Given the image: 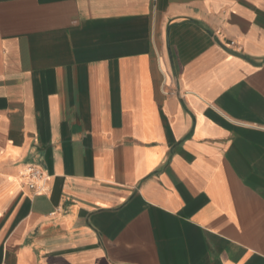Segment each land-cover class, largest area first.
I'll use <instances>...</instances> for the list:
<instances>
[{"label": "crops", "instance_id": "obj_1", "mask_svg": "<svg viewBox=\"0 0 264 264\" xmlns=\"http://www.w3.org/2000/svg\"><path fill=\"white\" fill-rule=\"evenodd\" d=\"M0 264H264V0H0Z\"/></svg>", "mask_w": 264, "mask_h": 264}, {"label": "built area", "instance_id": "obj_2", "mask_svg": "<svg viewBox=\"0 0 264 264\" xmlns=\"http://www.w3.org/2000/svg\"><path fill=\"white\" fill-rule=\"evenodd\" d=\"M234 42H230V44H227L228 47H231ZM26 176L28 177V184L31 187H35L37 184V181H47L49 178V175L43 171L41 168L34 166V165H29L26 170Z\"/></svg>", "mask_w": 264, "mask_h": 264}, {"label": "water", "instance_id": "obj_3", "mask_svg": "<svg viewBox=\"0 0 264 264\" xmlns=\"http://www.w3.org/2000/svg\"><path fill=\"white\" fill-rule=\"evenodd\" d=\"M167 44H168V49H169V52H170V45H169V40L167 39ZM235 53V52H234ZM237 55H241V54H238V53H235Z\"/></svg>", "mask_w": 264, "mask_h": 264}]
</instances>
